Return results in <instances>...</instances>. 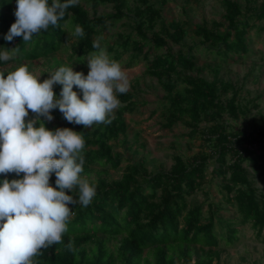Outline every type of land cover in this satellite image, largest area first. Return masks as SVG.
Returning a JSON list of instances; mask_svg holds the SVG:
<instances>
[{"label":"trees","instance_id":"trees-1","mask_svg":"<svg viewBox=\"0 0 264 264\" xmlns=\"http://www.w3.org/2000/svg\"><path fill=\"white\" fill-rule=\"evenodd\" d=\"M168 2L79 0L66 10L58 26L25 43L22 37L11 42L4 39L16 20V0H0V50L19 48L18 59L0 61V70L7 73L23 63L32 71L52 58L55 63L48 67L56 65V70L76 62V71L85 75V58L97 51L92 45L100 38L101 46L116 61L125 60L129 67L145 62L144 75L155 78L164 91L159 101L162 128L172 130L182 124L190 143L201 140L198 152L189 157L174 153L169 169L150 171L144 158L125 157L116 150L121 136L128 143L125 113L146 103L134 91L118 94L121 107L107 125L85 128L66 121L58 109L52 110L54 121H44L48 129L82 132L81 176L95 185L96 196L87 207L70 206L74 214L62 243L42 249L36 264H214L221 257V244L232 245L239 239L240 225L250 224L256 235L264 234V191H259L254 178L264 181L261 94L245 100L243 84L221 75L224 62L249 54L253 37L264 34V0H222L220 20H204L193 28L188 19L165 17ZM101 5L111 10L101 12ZM77 25L83 28V37L72 35ZM118 25L122 29L114 30ZM191 32L193 41L188 43ZM176 45L179 48L174 49ZM59 51L67 52L69 62L55 58ZM201 54L209 61L200 63ZM49 72L40 70L41 82ZM61 89L62 85L54 86L57 96ZM73 90L80 91L75 86ZM34 118L29 111L26 119ZM128 148L134 156L139 153L131 143ZM211 164L221 197L193 200L203 190ZM112 170L121 175L115 178ZM22 175L0 174V180ZM55 179L53 173V187ZM69 194L77 197L75 192ZM226 210L232 215L226 216Z\"/></svg>","mask_w":264,"mask_h":264},{"label":"clouds","instance_id":"clouds-1","mask_svg":"<svg viewBox=\"0 0 264 264\" xmlns=\"http://www.w3.org/2000/svg\"><path fill=\"white\" fill-rule=\"evenodd\" d=\"M78 3L16 0V20L4 39L11 42L22 37L23 42H31L50 26H58L66 10ZM72 35L83 37V28L77 25ZM92 47L97 51L85 58L87 75L60 66L41 82V75L23 63L7 73L0 70V174H23L19 179L0 180V264H36L42 249L62 243L74 214L70 206L87 207L96 196L95 185L81 176L85 164L82 132L50 130L44 123L53 120L55 109L69 123L85 128L112 123L115 110L121 107L118 94L130 89L129 78L101 46L100 38ZM2 49L0 61L18 59V47ZM57 84L62 85L58 96ZM29 111L34 119H26ZM53 173L55 187L50 184ZM73 192L76 198L69 194Z\"/></svg>","mask_w":264,"mask_h":264},{"label":"rangeland","instance_id":"rangeland-1","mask_svg":"<svg viewBox=\"0 0 264 264\" xmlns=\"http://www.w3.org/2000/svg\"><path fill=\"white\" fill-rule=\"evenodd\" d=\"M108 5H101L100 11H110ZM224 12L222 0H193L190 3L185 0H169L163 9L166 18L188 19L189 28H193L194 24L204 20L211 22L212 20H220ZM122 29L121 25L114 27ZM192 32L187 39L188 43L193 41ZM179 48L178 45L174 49ZM252 51L245 56H237L235 60L223 63L221 75L226 79H234L239 84H243V99H251L261 94V109L264 110V34L261 37L254 36L251 44ZM56 59L68 61L67 52L59 51L55 55ZM48 64H41L32 70L40 75L41 69H49L53 71L54 67H48L49 63H55L54 59H49ZM209 61L205 54L199 55V62ZM69 62V61H68ZM123 69L126 71L129 82V91L136 93V98L145 104H141L138 109L132 113H125V119L128 124V143H131L134 149L138 148L139 153L133 155L128 148V143L122 141V136L117 141L116 150L121 152L125 157H132L136 160L145 159L146 166L150 171L160 168L169 169L173 163V154L180 153L184 157H189L201 149V140L195 139L189 142V139L183 135L188 129L180 124L174 129L162 128V114L159 106L160 99L164 96V91L155 78L144 75L145 62L141 61L136 65L129 67L125 60L119 61ZM73 70H79V64L71 63ZM89 71L88 66L85 67V75ZM211 77L209 73L206 74ZM139 79V84H136ZM77 94L82 98L81 90ZM144 103V102H143ZM155 111V112H154ZM256 114L257 109H253ZM116 113V110L114 114ZM29 117V116H28ZM54 121V119L52 120ZM239 124L238 122H231ZM136 133L139 134L138 143L135 142ZM145 143L146 147L140 146ZM127 160L122 162V166L126 165ZM213 164L209 167V175L203 187L192 199L204 202L206 199L218 200L220 196V186L218 179L213 178L210 171ZM252 171V170H251ZM112 175L117 178L121 175L120 171L112 170ZM253 173V171H252ZM94 175V174H93ZM256 185L259 191H264V181L255 176ZM226 216L232 215L230 210L224 213ZM241 231L239 239L235 244H221V257L214 264H264V234L256 235L250 224L240 225Z\"/></svg>","mask_w":264,"mask_h":264}]
</instances>
